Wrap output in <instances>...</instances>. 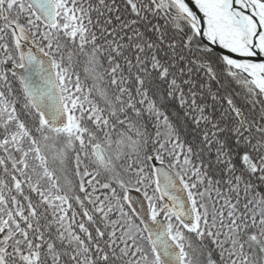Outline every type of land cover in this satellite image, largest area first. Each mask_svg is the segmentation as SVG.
Wrapping results in <instances>:
<instances>
[{
    "label": "snow or ice",
    "instance_id": "6c2138e0",
    "mask_svg": "<svg viewBox=\"0 0 264 264\" xmlns=\"http://www.w3.org/2000/svg\"><path fill=\"white\" fill-rule=\"evenodd\" d=\"M0 264H264V0H0Z\"/></svg>",
    "mask_w": 264,
    "mask_h": 264
}]
</instances>
